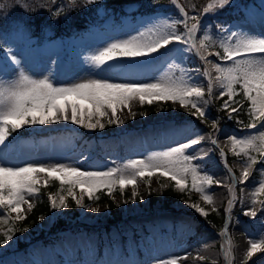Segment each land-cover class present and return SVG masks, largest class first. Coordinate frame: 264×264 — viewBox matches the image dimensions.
<instances>
[{
    "label": "rangeland",
    "instance_id": "1",
    "mask_svg": "<svg viewBox=\"0 0 264 264\" xmlns=\"http://www.w3.org/2000/svg\"><path fill=\"white\" fill-rule=\"evenodd\" d=\"M69 1L55 0L56 8L52 12L51 19L44 26L41 36L25 39L22 27L12 31L8 37V44H4V49H0V79L10 80L15 76L16 68L11 64L10 57L5 58L8 55L6 52L8 48L11 49V55L20 60V66L30 75L35 78L47 76L57 85H68L95 78H107L114 82H150L167 71L168 63L174 60L176 64L187 69L190 75L196 76L198 83L205 85V99L209 101L204 106L207 117L201 119L191 115L194 109L182 108L178 103L171 101L154 102V110L143 108L138 101H134L131 104L132 112L135 113L134 118L126 109L118 111L117 116L123 123L109 124V117H105L101 120L105 125L103 129L99 127L88 129L80 124L72 123L71 120L26 126L20 131L27 130L28 135H20L16 138L13 134L5 146H0V163L7 166H23L27 163H62L84 171L102 172L113 167H122L129 160L142 159L153 152L165 151L192 138L205 137L199 145L188 151L197 156H203V159H198L193 163L200 166L201 174L207 173L213 177L214 183L207 187V191L213 197V203H205L200 194L195 191L186 190L182 193L175 188V182L170 178L157 175L150 181V187L146 183L147 178L138 180L139 195L137 197L132 196L131 186H128L123 193L117 187L109 196L124 217H133V222L142 223L147 220L156 222L158 227L151 232L129 235L124 243L118 240L101 245L95 233L66 229L60 232L59 237L52 244L47 245L45 239L40 238L32 242L27 249H21L18 239L32 241L36 234L42 237V231L51 228L58 219L97 225L106 222L111 216V209L106 202L99 199L94 201L101 191L108 193L107 189L102 188L94 193L92 199L85 195L82 200L85 207H79L71 197L67 196V187L63 190L60 187L58 190L51 191L50 195L54 197L65 195L68 208L51 209V213L43 215L44 219L34 226L26 223L22 225L21 221L17 222L13 226L15 229L13 241H10L9 245L0 247V264H59L58 254L62 256L66 264H156L158 260L174 256H187V260L180 261V264H229V261L231 264H264V252L256 253L245 261L249 240L259 238L261 234H264V211H262L261 204L255 205L257 217L244 215V211L253 208L251 193L259 186L258 181L262 178L255 170L261 167L260 164L254 166L248 182L236 184L237 197L232 208V216L228 215L232 218L229 229L233 239V253L228 260L223 259L224 253L221 249L223 243L218 242V239H221L217 230L219 223L211 228L207 227L208 230H203L204 234L199 232L194 234V229L186 223L187 213L182 210L190 209L200 214L190 206L196 204L204 208L207 213L214 211L219 215L222 214V208L228 207L231 196L228 188L232 185L230 177L233 172L229 173L228 168L233 169L237 173L235 176L239 178L242 161L246 159L233 154L228 137L235 135L243 138L256 131L231 125L228 122L227 109L225 111L227 116L224 113L220 114L218 110L211 109V97H218L221 89L214 87L213 95L209 96L206 90L207 78L198 76L194 71L196 68L203 71L206 66L211 70V65H205L191 52L175 51L177 48L185 47L176 43L169 46L172 51L165 56L137 58L134 61L125 59L115 63L112 67L105 66L103 69H96L90 62V57L110 42L127 38L158 22L164 20L170 22L180 18L178 9L171 3V0H141L139 3L128 4L127 12L118 17L110 8L107 0H95L94 3L84 0V4L75 0L72 6L82 11L88 20L86 27L80 29L79 34L75 35L71 32L73 22L68 14ZM208 2L209 0H178L189 15L199 14ZM57 9L60 10V14L53 15ZM240 11L245 13V17L235 18L241 13ZM189 23L191 24L192 21ZM202 23L210 26L207 30L216 39H219L222 34L217 27L221 25L232 30L242 28L259 35L264 33V0H234L230 8L226 7L217 13L205 15ZM177 28L183 31L182 25H178ZM57 31L60 33L56 34ZM197 35L199 36L200 33ZM209 51L222 52L218 48H212ZM209 59H214V57H209ZM176 75H179V72H176ZM212 75L213 77L216 75L214 70H212ZM228 103L231 106L233 102L228 101ZM214 120H218L219 131L212 127ZM108 126H110L108 130L119 134V141H127L129 145L122 148L117 142L113 148L106 149L103 155L110 158V161H89L93 157V152L78 149L74 134L81 129L90 133L103 134ZM68 129L74 132H68ZM23 133L26 134V132ZM36 133H41V135L37 138ZM211 139H216L218 143L212 144ZM221 148L226 156L227 167L225 157L220 154ZM252 155L260 159L256 153ZM215 181L221 183L217 184ZM190 183L189 178V189ZM170 186L181 193L171 200L173 209L162 204L165 200L164 190ZM75 191L79 198L80 190ZM152 192L159 194L160 200L155 204L150 203ZM28 199L34 205V196ZM257 199L264 201V195ZM24 208L27 215L30 211L27 210V205H24ZM93 208L99 211L93 212ZM251 221L254 222L252 224L255 228L247 223ZM2 227L7 228L8 225ZM135 230L139 233L137 228ZM98 248L103 253L101 258L95 252ZM77 249L81 250L79 256L76 255ZM137 249L145 253L146 260H129L123 256L124 251L133 255ZM199 257H204V259L201 260Z\"/></svg>",
    "mask_w": 264,
    "mask_h": 264
},
{
    "label": "snow or ice",
    "instance_id": "2",
    "mask_svg": "<svg viewBox=\"0 0 264 264\" xmlns=\"http://www.w3.org/2000/svg\"><path fill=\"white\" fill-rule=\"evenodd\" d=\"M55 2V0H53ZM75 3V0H70ZM94 3L95 0H87ZM234 0H209L202 11L197 15H189L178 0H171V3L178 9L180 18L164 20L153 24L134 35L127 38L118 39L106 44L97 50L90 57V62L96 69H103L105 66L112 67L125 59L136 60L137 58L153 57L156 55L165 56L172 51L170 45L174 43L184 45L177 48V52H191L199 58L205 65H211V70L206 66L203 71L200 68L194 69L198 76L207 78L206 90L209 96L213 95L214 87L221 89L219 97L227 96L222 109L230 108L229 100L234 101V97L240 92L248 102V115L250 122L246 125L248 129L256 131L243 138L235 135L228 137L231 144V151L237 157H244L242 161V171L239 178L231 175L232 185L228 188L232 199L228 201V208L225 209L229 215L235 201V186L237 183L245 184L252 175L254 166L260 164L261 167L255 169L260 173L261 179L251 193L252 209L244 211L245 216L257 217L255 205H262L264 211V201L257 197L264 195V33L252 34L242 28L232 30L217 26L222 33L219 39L207 30V25L202 23V19L209 13H217L226 7H231ZM22 6L27 7L26 4ZM7 5L0 3V9ZM195 9V5L192 6ZM60 10L57 9L53 15L58 16ZM192 21L190 24L189 22ZM182 25L183 31H179L177 26ZM200 33L198 36L197 34ZM7 41L0 39V49H4ZM218 48L221 51H209ZM163 50V51H162ZM10 57V62L15 66L14 78L10 80L0 79V146H5L9 137L18 130L26 126L46 125L56 123L60 120H71L72 123L80 124L88 129L97 127L103 129L104 123L101 120L109 117L108 123H123L117 116L118 111H128L132 117L131 104L138 101L141 106L145 103L152 105L154 102L178 103L182 108H191L195 111L190 113L198 118L207 117L205 105L209 103L205 99V85L197 82V77L189 74L188 70L178 65L173 60L167 65V71L161 73L150 82H114L107 78L87 79L68 85H57L47 76L35 78L23 67L21 62L14 55L11 49H6ZM214 57V59H209ZM212 70L216 75L213 77ZM179 72V75H176ZM83 102V103H81ZM237 108L231 107L228 118H232V113H236ZM146 115V113H145ZM95 118V122H93ZM218 120H214L212 127L219 131ZM210 138V137H209ZM205 137L192 138L185 143H180L165 151L153 152L142 159L129 160L122 167H113L107 171L93 172L84 171L78 167L55 163V164H33L27 163L23 166H7L0 163V247L9 245L14 239V225L25 220L27 210H31L33 204L28 198L40 192V186L47 187L49 181H57L61 190L67 187V196L79 207H85L82 203L84 196L89 199L93 194L107 189L109 195L118 187L123 193L128 186H131L132 196L139 195L138 180H145L150 187L153 177L170 178L174 181L175 188L180 192L186 190L195 191L200 194L201 199L207 203H213L212 195L207 191L213 183V177L207 173L201 174L200 166L193 163L203 156H197L188 150L199 145ZM211 143L216 145V139H211ZM259 156V160L256 155ZM220 154L227 160L223 148ZM232 173V169L228 168ZM190 178V189H189ZM220 184V181H215ZM76 189H79L81 196L77 198ZM98 199V197H96ZM143 199V197H140ZM52 209L68 208L65 195L48 197ZM194 207L201 215L207 216L204 208L196 204ZM215 210V209H213ZM93 212L99 211L97 208ZM43 220V217H40ZM8 225L7 228L2 226ZM27 231V229H23ZM228 227L225 224L221 235L227 236ZM226 245H221L225 259L231 256L233 245L230 239L226 240ZM264 252V234L259 238L249 240V247L246 250L245 261L256 253ZM203 260L204 257H199ZM187 260V256H174L161 259L156 264H180V261ZM229 264L231 262L229 261Z\"/></svg>",
    "mask_w": 264,
    "mask_h": 264
},
{
    "label": "trees",
    "instance_id": "3",
    "mask_svg": "<svg viewBox=\"0 0 264 264\" xmlns=\"http://www.w3.org/2000/svg\"><path fill=\"white\" fill-rule=\"evenodd\" d=\"M132 1L141 0H107L108 4L113 8L114 11L117 13L123 12L126 9V4ZM0 3H4L7 5L6 8L0 9V37L4 35L6 37L11 29H13L16 25L20 23L23 26L25 36L31 35H38L41 33L44 24L47 22L49 15L52 14L56 7V3L52 0H0ZM78 3H82V0H78ZM26 4L27 7L22 6ZM69 8L70 16L74 19L77 23V27L79 25L85 24L82 21V18L79 13L76 12V9L73 8L72 2L69 1ZM78 11V10H77ZM79 12V11H78ZM242 17V15H241ZM80 18V20H78ZM239 88V85L236 86ZM238 92L240 94L234 97V101L236 103L241 102V105L237 108L238 111L236 113H232V118L228 119V122L235 126L239 127L242 124H247L250 122L249 115H248V102L244 98L242 91L239 89ZM222 98L218 101L216 106L221 104ZM154 105L148 106L149 109L154 110ZM215 111L218 108H215ZM226 110H218L220 114L224 113L225 115ZM107 135V134H106ZM109 138V139H108ZM77 143L84 149L94 151L97 157L93 159L105 160L107 158L103 157L99 152L101 149L107 148L106 146H111V142L115 143L116 140L113 135L107 136H99L86 134L82 136L76 137ZM59 182L51 181L47 187L41 186L40 192L35 195V202L31 212L26 216L27 218L24 220L26 223L29 224H36L40 221V217L45 214H49L51 211L49 197V190L57 189L59 186ZM165 200L162 201L163 206L173 209L174 207L171 206V200L175 197L181 195V193L177 192L172 188V186L166 188L164 190ZM101 201L108 202L110 207L112 208L113 216L109 219L107 224H103L99 227V229H95L94 227H88L87 230L99 232L101 237V242H108L109 239H125V234L123 233V229L128 228L130 225L128 221L123 220L121 210L114 204V202L108 197L107 194H102L99 198ZM160 200L158 193H152L150 196V203L155 204L156 201ZM189 216L187 222L194 227L196 231L200 234H204V231L208 230L207 227L211 228L216 223H221L222 214L219 215L214 211L208 213L207 216L197 214L194 211L187 209L184 210ZM117 220H121V223H117ZM151 225L152 223H148ZM66 222L64 220H59L57 223L58 227L65 226ZM253 228V225H251ZM143 230H149V227L142 226ZM204 230V231H203ZM48 232H51L48 231ZM3 239V236H0V240ZM139 256L136 259L143 260L144 255L143 253H139ZM133 260V258H130Z\"/></svg>",
    "mask_w": 264,
    "mask_h": 264
},
{
    "label": "bare ground",
    "instance_id": "4",
    "mask_svg": "<svg viewBox=\"0 0 264 264\" xmlns=\"http://www.w3.org/2000/svg\"><path fill=\"white\" fill-rule=\"evenodd\" d=\"M235 199H236V197H237V191H236V186H235ZM229 199H232V194H231V196L229 197ZM233 205H234V203H233ZM232 208H233V206H232ZM231 213H232V210H231ZM230 216H231V214H230ZM227 239H230L231 240V243L233 244V239H232V236H231V233H229V235H227V237H225L224 236V243H225V245H226V240ZM233 253V252H232ZM231 256H232V254H231Z\"/></svg>",
    "mask_w": 264,
    "mask_h": 264
}]
</instances>
